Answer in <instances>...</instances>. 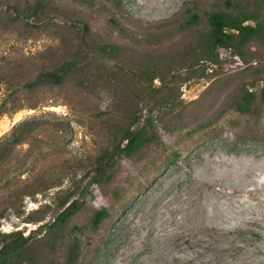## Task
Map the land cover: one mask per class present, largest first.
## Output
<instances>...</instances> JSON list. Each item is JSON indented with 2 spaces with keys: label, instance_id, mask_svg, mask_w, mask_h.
Returning a JSON list of instances; mask_svg holds the SVG:
<instances>
[{
  "label": "rangeland",
  "instance_id": "374dc122",
  "mask_svg": "<svg viewBox=\"0 0 264 264\" xmlns=\"http://www.w3.org/2000/svg\"><path fill=\"white\" fill-rule=\"evenodd\" d=\"M213 12L254 14L259 33L213 49ZM61 66V84L27 90ZM263 85L260 0H0V140L20 139L0 161V245L74 192L13 264H264ZM149 121L148 144L106 158Z\"/></svg>",
  "mask_w": 264,
  "mask_h": 264
},
{
  "label": "trees",
  "instance_id": "16d2710c",
  "mask_svg": "<svg viewBox=\"0 0 264 264\" xmlns=\"http://www.w3.org/2000/svg\"><path fill=\"white\" fill-rule=\"evenodd\" d=\"M260 1L264 2V0ZM249 19L253 20L255 25L244 24V22ZM209 23L211 25L209 40L213 49L218 46L230 48L229 45H233L237 39H239V43L246 42L252 37L257 36L260 30L256 16L254 14H245L244 12H238L236 14L213 12L209 16ZM212 60L213 62H217V60L221 62L216 52H213ZM69 69L68 66H61L51 71L41 72L32 81L26 83L27 90L36 89L44 84H61ZM244 95L243 101L237 102V109L239 111H248L250 104L256 98L255 93L247 92V90H245ZM258 95L260 99L264 101V85L260 88ZM133 123H140V116H135ZM150 125V121L142 125L138 124L135 127H133V124L128 125L122 131L117 145H115L106 158L112 160L119 154L131 156L134 152L148 144L153 139ZM13 133L14 131L12 134ZM12 134L0 140V161L5 156L8 149L20 141L19 134L17 136L16 134ZM100 159L97 168H95V178H93L95 181L103 178L105 173L104 166L100 162ZM78 206L79 202L74 198V192L67 193L58 202V211L51 222L38 225L35 229L29 231L27 235H23L22 229L4 234V239L0 245V264H13L17 260V257L21 255L20 252H22L24 247H26L36 235L42 234L38 238L43 240L47 230L51 231L56 226L62 224L75 213ZM108 216L109 212L105 208L95 211L90 218L92 227L98 228L99 224Z\"/></svg>",
  "mask_w": 264,
  "mask_h": 264
}]
</instances>
